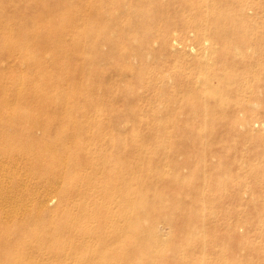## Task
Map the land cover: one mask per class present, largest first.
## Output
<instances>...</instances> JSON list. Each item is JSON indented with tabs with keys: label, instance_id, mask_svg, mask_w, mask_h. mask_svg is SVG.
<instances>
[{
	"label": "rangeland",
	"instance_id": "obj_1",
	"mask_svg": "<svg viewBox=\"0 0 264 264\" xmlns=\"http://www.w3.org/2000/svg\"><path fill=\"white\" fill-rule=\"evenodd\" d=\"M63 1L74 8L78 7L77 9H80L81 12L72 18L73 25L66 27L63 31L66 33L65 36L60 38L58 34L61 32V27L58 25H54V28L48 27L47 21H45L46 15L42 16L43 13L40 12L41 9H38V6L41 4L49 6L48 10H53V13L48 14V19H52V15L56 16L55 18L58 17V22H61V19H67V11L66 13L62 11L59 15L55 11L58 9V4ZM101 1L0 0V99H8V95L2 96V92H5L6 89L8 91L15 90L12 85L7 83L10 77L16 76L18 82L21 81L19 84L21 88H17L18 92V90H23L25 87H31L29 84L32 82L33 86L39 80L38 72L42 70H49L63 81L61 86L55 90V92H59V95L69 94L71 96V91H74L73 87L78 84L81 92L79 105L77 104L79 120L86 126L91 127L87 132V138L98 143L102 150V152L92 150V153H95L94 155H99L98 159L104 165L97 171L100 176L104 170L120 161L119 156L116 155L118 147L113 142V138L116 136L117 139H121L127 145L126 152L121 157L126 161L129 172L118 184V195L114 198H117V200L114 204L112 202L114 210L122 209L123 205L121 203L123 202L121 200L127 195L128 186L137 192H141V197L139 194L134 199L137 202L145 199L142 202L145 207L151 204L150 209H140V212H138V209L133 205L129 209H133L134 213L138 212L140 217L142 216L141 223L143 227L146 226L145 229L149 233L151 229H154L153 231L158 229L156 232L159 234H153V236H147L146 233L140 234L141 238L136 237L133 240L135 243L138 241L139 244L134 246L136 250L129 251L124 244L127 236L123 237L122 240L119 239L117 243H112V241H106L109 237L102 239L93 235L78 239L76 230L62 231L59 234L60 229L57 228L60 227V224L68 221L67 212L71 210L72 202L76 201V198L80 199L79 202L88 203L85 205L91 208H94L95 205L88 197L70 194L69 192L74 190L68 189L69 185L65 183L66 180L63 177L52 180L44 172L35 171L32 168L34 165L32 157L20 152L19 149L15 150L14 144H9L7 146L9 151L0 154V174H2L0 177L4 175L2 183H0L2 187V189L0 187V193L8 192L9 197H15L14 202L10 201L14 205L9 202L12 207L15 205H17L15 207H20V204H23V200L20 198L25 199L23 202L27 203L26 208L29 207L30 212L29 215L20 216V219L7 222V225L15 227L31 219L35 229L31 230L30 235L35 231L45 236V233L50 231L55 236L59 234L61 238L57 241H47L45 247L44 245L35 244L32 247L35 250H30L33 253H30V256L24 255V260H29L28 262H31V264H81L75 258H72V253H81L79 255L84 257L95 255L96 258H99V256L104 255L110 264H199V262L201 264H257L258 262V264H264V128L246 125V121H244L246 118L250 119L251 117L264 120V12L257 15L258 18L255 15H248V21H242L245 27H249H246L248 30L251 29L249 22H255L254 24L258 29L252 30L251 33L258 34L260 32L261 37L258 36V38L257 36L250 38V35L247 40V35L245 36L246 42L249 45L253 43V47L257 48V53L255 52L254 55L256 60L252 61L251 65L250 62L239 61V63H234L235 67H231L232 65L230 66L229 63L227 66L220 63L218 59L219 52L216 53L217 58L215 54L213 56L211 53L209 54L211 51L207 49L209 45L205 43V39H209V36H212L213 39L217 29L216 24H213L215 14L212 11L210 12V8L206 9L209 1L197 0L199 4L196 8L197 1L195 0H193L194 3L190 0H185V2L184 0H167L168 3L165 2L166 0H161L164 2L162 7L165 14L163 17L159 14V17L155 19L152 17L155 16L152 15L154 10L151 6L148 7L146 0ZM247 1L249 3L256 1L260 7L264 6V0ZM97 2L100 3L101 8L103 7V10L99 12H96L93 7ZM182 3H185L184 6ZM186 3L189 7L186 6ZM144 4L147 5V8H145L147 13L144 12V9H139ZM200 4L202 5L201 9ZM164 5H166V8ZM114 7L116 9L115 15L107 18V14L112 9L115 12ZM181 8L184 9L181 10ZM235 10L230 9V16L238 14V10L233 12ZM178 13L180 16H178ZM41 16V21H35ZM14 18L22 24L21 31L19 30V23L14 24ZM4 20H12V23H9V21L6 23ZM85 20L86 22H84ZM258 20L262 23H258ZM210 27L215 29H213L214 34ZM217 38L215 36V43L211 42L213 41L211 38V41H207L210 46L211 43L217 46L219 51V49L222 50L224 42L223 44L220 43L222 41ZM56 45L58 46L57 50H55ZM193 46L194 50L192 49ZM52 61H57V64ZM237 64L239 65L237 66ZM243 65H245V68ZM229 66L232 70L228 68ZM211 70H213L212 73H210ZM225 71L228 72L225 73ZM219 72L221 77L217 78L216 73ZM225 75L228 76L225 77ZM206 77H210L208 83L204 82ZM221 78H227L228 82L226 80L222 82ZM228 78H231V80ZM221 82L225 83V86L220 84ZM238 83L239 85H237ZM209 84L213 86L210 87ZM241 85L247 89L252 86L256 93L255 100L250 102L251 104L247 107L245 106L247 100L239 91ZM62 87L64 88L62 89ZM210 88L212 89L210 90ZM204 89L205 92L210 93L207 100L210 107L207 108L206 115H204V106L200 100H195L201 95L200 91ZM212 90L215 91L212 92ZM183 95L184 97H182ZM211 95L214 97H211ZM216 95L217 97H215ZM218 95H220L219 99ZM7 102L5 110H9L14 115L22 108L30 109V104L24 105L25 102L13 94L10 95ZM219 102L223 106L218 104ZM75 107L76 104L73 106L71 104L62 105L60 107L63 111L60 113L61 116L65 111H70L72 108L75 110ZM230 109L235 114L228 115ZM191 113L193 114L191 115ZM198 121L203 125L201 126ZM205 121L206 123H202ZM44 125L42 123L40 125L39 137L44 138L47 134L46 137L49 135L53 142H57L59 120L57 119L53 123L50 131L46 132L42 128ZM193 130L194 133L192 134ZM201 135L204 136L202 139ZM136 139L137 144L133 143V140ZM196 139L197 144L194 142ZM200 139L204 145L200 142ZM243 146L245 147L243 148ZM56 149L60 148L56 147ZM61 154L62 152L59 150V153L53 156L60 158ZM69 158L72 159V156ZM4 161L9 162L7 171L2 169L1 163ZM139 161L140 163H138ZM56 168L60 169L61 167L57 165ZM81 170L82 174L86 175L88 172L87 174L90 176H93L95 172H90L91 170L87 166H83ZM79 178L81 179L80 176H77L76 179ZM83 183L80 185L81 189L89 191L92 188V184L86 185V182ZM221 194H223L222 197ZM178 195L180 196L178 197ZM50 196L53 198L52 201L48 202ZM16 198L21 201L18 202ZM163 201L169 202L165 204ZM38 205L42 206L39 207ZM75 213L79 216L82 215L81 212ZM4 214V212H0V227L5 222ZM162 215L163 217L160 218ZM175 215L179 217L176 218ZM158 217L159 220H165L159 221ZM152 221H156L160 229L156 222L151 223ZM172 221L176 224H172ZM86 223H88V220H82L77 224V230H79L80 225H86ZM170 226L171 228L177 227L173 231ZM104 230L107 231L108 235L109 229ZM135 230L132 229L133 232ZM168 232L170 233L168 234ZM109 233L111 234V232ZM163 236L165 237L163 238ZM156 238H162L163 240ZM253 242L254 244H251ZM60 243L61 245L62 243L67 245V255L71 253V257L65 256L66 253L59 257L51 256L49 247L60 245ZM184 244L187 246L185 247ZM193 247L196 249L193 250ZM40 248H44L43 252L45 250H48V252L42 255L39 252L42 251ZM154 259L155 261H153Z\"/></svg>",
	"mask_w": 264,
	"mask_h": 264
},
{
	"label": "bare ground",
	"instance_id": "obj_2",
	"mask_svg": "<svg viewBox=\"0 0 264 264\" xmlns=\"http://www.w3.org/2000/svg\"><path fill=\"white\" fill-rule=\"evenodd\" d=\"M99 1V0H98ZM148 2V7L151 6V8L154 10V14L155 16H152L154 19L156 17L162 16L165 14V11L162 7V5L164 4V2H162L161 0H146ZM164 1V0H163ZM173 1V0H172ZM171 1V2H172ZM181 1V0H180ZM183 1V0H182ZM191 2L193 0H190ZM197 1V0H195ZM199 1V0H198ZM197 1L196 3V8L198 7L197 5L199 4V2ZM200 1H204V0H200ZM209 1V4L207 3V8H210V12L212 11L215 15V18L213 20V24H216L217 29H216V38L218 37L220 39V43L223 44L224 42V46H222V50L219 49L218 51V47L214 46L213 43H211L212 45L210 46V44H208L207 40L212 39V36H209L210 38L205 39L207 43V45H209L207 49H209V54L211 53L212 56L213 54H215V56L218 58L219 56V60L220 63H222L223 65H229L231 67H235L234 63H239V61L241 62H250L253 63L252 61L256 60V58L254 57V55L257 53V48L253 47L254 44L251 43L250 45L248 44V42H246V39L248 40V37H255L258 36L261 37V35L258 33H251L252 30L255 31V29H258V27L256 28V24H254L255 22H249L251 29L248 30L247 28L249 27H245L244 23L242 21H248V15H259L261 12H264V6L260 7L256 1H251V3H249L247 0H207ZM206 1V2H207ZM96 2V1H94ZM100 2H102L100 0ZM166 3L167 0L165 1ZM185 2V0H184ZM205 2V1H204ZM173 3V2H172ZM181 3V2H180ZM194 3V1H193ZM103 4V3H102ZM171 4V3H170ZM183 6L185 3H182ZM203 4V3H201ZM200 4V9L202 8V5ZM147 5H142V8L139 9H144L145 13L147 8ZM168 5V4H167ZM191 5V4H190ZM193 5V4H192ZM84 6V5H83ZM92 6V5H91ZM166 5H164L165 7ZM171 6V5H169ZM182 6V7H183ZM187 6V3H186ZM205 6V5H204ZM49 6H45L44 4H41L38 6V9H41V13H43L42 16L46 15V19L45 21H47V26L48 27H52L54 28V25H58L61 27V32L59 35V37L63 38L65 36L66 33H64V29L68 26H72L73 25V20L72 18L74 16H77L80 14L81 10L74 8L72 6H70L69 4H67L65 1L61 2L60 4H58V9L55 11V13L57 15H59L60 12L64 11V13H66L67 11V19H61V22H58V17L55 18L56 16H52V19H48V14H52L53 10H48ZM94 9L96 10V12H99L101 10H103V7L101 8L100 3H96L94 6ZM168 7V6H167ZM189 7V6H187ZM63 8V10L60 11V9ZM150 8V7H149ZM148 8V9H149ZM166 8V7H165ZM186 8V7H185ZM191 8V7H190ZM89 9V8H88ZM87 9V10H88ZM93 9V8H91ZM115 9V7H114ZM184 8H181V10H183ZM189 9V8H188ZM230 9H236L238 10V14H235L236 16L232 15L230 16L231 12ZM85 10V9H84ZM83 10V11H84ZM176 10V9H175ZM180 10V11H181ZM186 10V9H185ZM233 11V12H236ZM91 11V10H90ZM89 11V12H90ZM118 11V10H117ZM209 11V10H208ZM186 12V11H185ZM203 12V11H202ZM201 12V13H202ZM38 13V12H37ZM40 13V14H41ZM84 13V12H83ZM88 13V12H87ZM116 13V9L115 12L112 9L108 14H107V18L108 17H113ZM176 13V12H175ZM180 13V12H179ZM178 13V16H180ZM160 14V15H159ZM181 14V13H180ZM234 14V13H233ZM83 15V14H82ZM88 15V14H87ZM159 15V16H158ZM211 15V14H210ZM42 16L40 18H38V20L35 21H41L42 20ZM81 16V15H80ZM167 16V15H166ZM206 16V15H205ZM263 16V15H261ZM15 17V15H14ZM38 17V15H37ZM94 17V16H93ZM150 17V16H149ZM168 17V16H167ZM183 17V16H182ZM55 18V19H54ZM87 18V17H86ZM170 18V17H169ZM186 18V17H185ZM204 18V17H203ZM258 18V16H257ZM263 18V17H262ZM200 19V17H199ZM207 19V17H206ZM211 19V18H210ZM57 20V21H56ZM88 20V19H87ZM159 20V19H158ZM184 20V17H183ZM201 20V19H200ZM253 20V18L251 19V21ZM9 20L5 21L6 23H8ZM14 24H16L18 22V20L16 21V18L13 19ZM33 21V22H35ZM79 21V19H78ZM77 21V22H78ZM82 21H83V17H82ZM188 21V20H187ZM205 21V19H204ZM250 21V19H249ZM256 21V20H255ZM86 22V20L84 21ZM166 22V20H165ZM189 22V21H188ZM210 22V21H209ZM261 22V21H260ZM258 20V23H260ZM9 23H12V20L9 21ZM19 23V30L21 31L22 29H20L22 27V24L20 22ZM39 23V22H38ZM43 23V22H42ZM157 23V20H156ZM168 23V21H167ZM166 23V24H167ZM185 23V22H184ZM187 23V22H186ZM185 23V24H186ZM208 23V21H207ZM262 23V22H261ZM184 24V25H185ZM188 24V23H187ZM206 24V22H205ZM168 25V24H167ZM208 25V24H207ZM210 25V24H209ZM258 25V24H257ZM261 25V24H259ZM213 26V25H212ZM38 27V26H37ZM154 28V27H153ZM159 28V27H158ZM213 33V29L212 27H210ZM209 28V29H210ZM216 28V27H215ZM260 28V27H259ZM263 28V27H262ZM26 29V28H25ZM153 30V29H152ZM157 30V28H156ZM155 30V31H156ZM164 30V29H163ZM210 30V31H211ZM215 30V29H214ZM39 31V30H38ZM258 31V30H257ZM262 32V30H261ZM154 33V32H153ZM167 33V32H166ZM211 33V32H210ZM211 33V35H213ZM165 34V32H164ZM262 34V33H261ZM167 35V34H166ZM247 35V36H246ZM7 36V35H6ZM169 36V34H168ZM214 36V38H215ZM246 36V39H245ZM263 37V36H262ZM172 38V37H171ZM176 38V37H175ZM214 38L212 39L214 42ZM217 38V39H218ZM165 39V38H164ZM218 39V40H219ZM261 39V38H260ZM173 40V39H172ZM171 40V41H172ZM216 40V39H215ZM251 40V39H250ZM249 40V42H250ZM257 40V39H256ZM263 40V39H261ZM167 41V39H166ZM170 41V39H169ZM175 41V40H174ZM178 41V40H176ZM209 41V42H210ZM253 41V40H252ZM219 42V41H218ZM216 42V43H218ZM262 42V41H261ZM16 43V42H15ZM173 43V42H172ZM177 44V42H175ZM182 43V42H181ZM204 43V42H203ZM215 43V42H214ZM256 43V42H255ZM171 44V43H170ZM174 44V43H173ZM259 44V43H258ZM218 45V44H217ZM11 46V45H10ZM174 46V45H173ZM178 46V45H177ZM179 47V46H178ZM55 50L58 49V46H55ZM189 48V47H188ZM194 48V46L192 47V49ZM191 49V48H190ZM259 49V48H258ZM194 50V49H193ZM221 51V52H220ZM217 52L218 56H217ZM256 52V53H255ZM132 54V53H131ZM142 54V53H141ZM140 54V55H141ZM215 57V58H216ZM130 58V57H129ZM211 60V57H210ZM216 61V60H215ZM53 63L57 64V61H52ZM41 63V62H40ZM215 63V62H214ZM211 64V63H210ZM218 64V63H217ZM215 64V65H217ZM220 65V64H219ZM239 64H237L238 66ZM247 65V64H245ZM243 65V67L245 66ZM78 66V65H77ZM96 67V65H94ZM212 66V65H211ZM223 66V67H226ZM228 67L230 70H232L231 67ZM236 66V67H237ZM64 67V66H63ZM216 67V66H214ZM242 67V68H243ZM227 68V67H226ZM225 68V69H226ZM245 68V67H244ZM84 69V68H83ZM215 69V68H214ZM218 69V67H217ZM216 69V70H217ZM221 69V68H220ZM224 69V70H225ZM250 69V67H249ZM95 70V69H94ZM222 70V71H224ZM227 70V69H226ZM252 70V69H251ZM38 71V70H37ZM76 71V70H75ZM209 71V70H208ZM215 71V70H214ZM219 71V70H217ZM237 71V70H236ZM213 70H211L210 73H212ZM228 71H225V73ZM233 72V71H232ZM235 72V71H234ZM243 72V71H242ZM250 72V70H249ZM38 79L37 82L34 83V85L32 86V83L29 84L31 87H25V89L23 90H18L17 92V88H21V86L19 85L20 82H18L17 77L16 76H12L8 79V85H12L15 90H10L8 91L7 89L5 90V92H2V96L4 95H8V99L3 98L0 99V154L4 153V152H8L9 150H7V146L9 144H14L15 145V150L19 149L20 152L24 153L27 156H31L34 162V165L32 166V168L35 171H42L44 172V174L49 175L52 180L53 179H59L61 177H63L64 180H66V184L69 185L68 189L69 190H74L73 192H69L70 194H74L80 197H88L91 199V201L93 202L92 204L95 205L94 208L85 205L88 203H82L79 202L78 200L80 199H75L76 201L72 202L73 204L71 205L72 208L71 210H68V214L66 216H68V221L65 222L64 224H60V227H58L57 229H60L59 234L62 233V231H77V238L79 239H84L86 236H96L99 238H107L106 239L107 242L112 241V243H117L120 240L123 239V237L127 236L126 240H124V244L127 247L128 251L129 250H136L135 249V245H137L138 241L135 243L133 242V240L136 239V237H140V234H148L147 236H153V234L157 235L159 234L158 232H156L158 229H156V231H153L152 229L149 231H147V229H145V227H143L142 223H141V218L140 214L138 212H140V209L143 210H147L150 209V205H148L147 207H145L144 203L142 202V199L140 202H137L134 198L136 195L140 194L141 197V192H137L131 188H129V186L127 187V195L124 196V199L121 200V205L122 209L120 208L119 210L115 211L113 204L116 203V199H114L115 197H117L118 195V184L121 183L122 179L127 175V173L129 172V167L126 163L125 160L122 159L121 155L123 153L126 152L127 149V145L121 140V139H117L116 136L113 138V142L117 145L118 147V151L116 153L118 159L120 158L119 162H115V164L110 167L107 168L106 170L103 171V174L100 176V174H98V170H100L102 168V166H104L99 158V155H94L95 153H92V150H97V152H102L101 147L98 145V143L94 142V140L92 141L91 139L87 138V132H89L90 128L89 126H86L84 123H82L79 120V114H78V103H79V97L81 95V92L78 88V84L75 85L73 87L74 91H71V96L69 94L62 96L59 95V92H55V90H57L58 87L61 86L62 84V80L60 78H58V76H56L55 74H52L49 70H42L40 72H38ZM74 73V71H73ZM88 73V72H86ZM215 73V72H214ZM244 73V72H243ZM218 75L217 78H219V76L221 77L220 72L216 73ZM233 74V73H232ZM231 74V75H232ZM90 75V74H89ZM212 76V74H210ZM230 75V76H231ZM236 75V73H235ZM78 76V75H77ZM84 76V75H83ZM228 75H225V77H227ZM238 76V75H237ZM250 76V75H249ZM92 77V76H91ZM156 77V76H155ZM224 77V76H222ZM232 77V76H231ZM240 77V76H239ZM238 77V78H239ZM243 77V76H241ZM4 78V77H3ZM212 78V77H211ZM249 78V77H248ZM75 79V78H74ZM85 79V78H84ZM222 79V78H221ZM227 79V78H226ZM225 78L222 79L224 82V80H226ZM231 80V78H228ZM41 80V81H40ZM78 80V79H76ZM239 80V79H238ZM7 81V79H6ZM74 81V80H73ZM210 81V77H206V79L204 80L205 83H208ZM220 81V79H219ZM227 81V80H226ZM251 81V80H250ZM81 82V81H80ZM153 82V81H152ZM158 82V80H157ZM220 83L223 84L225 86V83ZM228 82V81H227ZM226 82V83H227ZM236 82V80H235ZM154 83V82H153ZM231 83V82H230ZM240 83V82H239ZM239 83L237 85H239ZM196 84V83H195ZM99 85V84H98ZM143 85V84H142ZM212 84H209V86L211 87ZM229 85V83H228ZM233 85V83H232ZM256 85V84H255ZM140 86V85H139ZM213 86V85H212ZM220 86V85H219ZM222 86V85H221ZM244 86V84H243ZM242 85L239 87V90L241 95H243V97L247 100L245 103V106H249V104H251L250 102H252L253 100H255V91L254 89H252V86L249 87V89H247L246 87H243ZM66 87V86H65ZM228 87V86H227ZM235 87V86H234ZM248 87V86H247ZM64 87H62L63 89ZM136 88V87H135ZM134 88V89H135ZM202 89L204 87H201ZM214 88V87H213ZM222 88V87H221ZM232 88V87H231ZM230 88V89H231ZM9 89V88H8ZM72 89V88H71ZM99 89V88H98ZM101 89V88H100ZM133 89V88H132ZM133 89V90H134ZM212 88H210L211 90ZM224 89V88H223ZM227 90V88H225ZM229 89V90H230ZM256 89V88H255ZM221 90V89H220ZM228 90V91H229ZM260 90V89H259ZM24 91V92H22ZM209 91V90H208ZM215 90H212V92ZM217 91V90H216ZM219 91V90H218ZM223 91V90H221ZM232 91V90H231ZM100 92V91H99ZM136 92V91H135ZM201 95H199L195 100L197 101L200 100L201 104L204 106V115H206L207 113V108L210 107V105L208 104V95H210V93L207 91L205 92V89L200 91ZM63 93V92H62ZM178 93V92H177ZM220 94V92H218ZM13 94L15 96H17L19 99H22L24 103V105L26 104H30V109L27 108H22L21 111H17V113L14 115L12 112H10L9 110H5L6 108V104L8 103L7 101H9V97L10 95ZM140 94V93H139ZM200 94V93H199ZM215 94V92H214ZM217 94V93H216ZM260 94V93H259ZM213 95V94H212ZM211 97H214L212 96ZM222 95V94H221ZM228 95V94H227ZM226 95V96H227ZM234 95V94H233ZM102 96V95H101ZM139 96V95H138ZM194 96V94H193ZM218 95V99H219ZM184 97V95L182 96ZM210 97V96H209ZM210 97V98H211ZM217 97V95L215 96ZM222 97V96H221ZM220 97V98H221ZM230 97V96H229ZM91 98V97H90ZM180 98V96H179ZM188 98V97H187ZM224 99V97H223ZM239 99V98H237ZM88 100V98H87ZM169 100V99H168ZM190 100V98H189ZM194 100V101H195ZM217 100V98H216ZM242 100V99H241ZM222 101V100H221ZM228 101V100H227ZM244 101V99H243ZM261 101V100H260ZM15 102V101H14ZM36 102V103H35ZM88 102V101H87ZM241 102V101H240ZM13 103V102H12ZM254 103L257 104V102L254 101ZM261 103V102H260ZM37 104V106H35ZM64 104H71V106L76 104V109L70 110V111H65L63 114V116H61V112L62 109L60 108L62 105ZM78 104V105H77ZM188 104V103H187ZM186 104V105H187ZM196 104V103H195ZM215 104H217L215 102ZM218 104H221V102H219ZM233 104V103H232ZM236 104V103H235ZM89 105V104H88ZM192 105V104H191ZM220 105V106H221ZM11 106V103H10ZM32 106V107H31ZM35 106V107H34ZM223 106V105H222ZM254 106V105H253ZM257 106V105H256ZM255 106V107H256ZM188 107V106H187ZM215 107V106H214ZM219 107V105H218ZM230 107V106H229ZM252 107V105H251ZM198 108H200L198 106ZM203 108V107H202ZM220 108V107H219ZM222 109V108H221ZM225 109V108H224ZM231 110V109H230ZM189 111V110H188ZM200 111V110H199ZM239 111V110H238ZM192 112V111H191ZM202 112V113H203ZM88 113V112H87ZM189 114V112H187ZM241 113V112H240ZM239 113V115H241ZM121 114V113H120ZM128 114V113H127ZM152 114V113H151ZM193 113H191L192 115ZM197 114V113H196ZM199 114V113H198ZM229 114H235L234 111H229ZM97 115V114H96ZM195 115V114H194ZM214 115V114H213ZM81 116V114H80ZM107 116V115H106ZM225 116V115H224ZM253 116V115H251ZM108 117V116H107ZM168 117V116H167ZM191 117V116H189ZM195 117V116H193ZM237 117V115H236ZM235 117V118H236ZM93 118V117H92ZM200 118V117H199ZM59 120V128L57 129L58 132V144L56 145L57 142H53L49 135L48 137L47 134L45 135V137H39L38 131L39 128L41 127V123L45 124L42 128H44V130L47 132L48 130H52L51 126L53 125V123L56 120ZM193 119V118H192ZM205 119V118H204ZM203 119V121H204ZM222 119V118H221ZM112 120V119H111ZM120 121V119H119ZM186 121V120H185ZM193 121V120H192ZM246 125H251L252 127H261L264 128V120L261 118H254L251 117L246 118ZM124 122V121H123ZM128 122V121H127ZM195 122V121H194ZM199 122V121H198ZM209 122V121H208ZM126 123V122H125ZM167 123V122H166ZM187 123V122H186ZM202 123H206L202 122ZM194 124V123H193ZM192 124V125H193ZM199 124L201 125V123L199 122ZM240 124V122H239ZM139 125V124H138ZM153 125V124H152ZM191 125V123H190ZM203 125V124H202ZM201 125V126H202ZM205 125V124H204ZM244 125V124H243ZM110 126V125H109ZM167 126V125H166ZM196 126V125H194ZM236 126V125H235ZM189 127V126H188ZM200 127V126H199ZM50 128V129H49ZM186 128V126L184 127V129ZM194 128V127H193ZM235 128V127H234ZM201 129V127H200ZM199 129V130H200ZM206 129V128H205ZM211 129V128H210ZM257 129V128H256ZM168 130V128H167ZM198 130V131H199ZM230 130H232L230 128ZM100 131V130H99ZM254 132V130H252ZM203 132V130H202ZM205 132V131H204ZM155 133V132H154ZM194 133V130L192 132V134ZM144 134V133H143ZM142 134V135H143ZM184 135V133H183ZM182 135V136H183ZM189 135V134H188ZM198 135V134H197ZM205 135V134H204ZM43 136V135H42ZM138 137V136H137ZM147 137V136H146ZM169 137V136H168ZM204 137V136H203ZM201 135V139L203 138ZM208 137V136H207ZM229 137V136H228ZM197 138V137H196ZM200 139V142H201ZM205 139V138H204ZM209 139V138H208ZM146 141V140H145ZM195 144L198 143L197 139L194 140ZM133 143L137 144V139L133 140ZM202 143V142H201ZM205 143V142H204ZM203 144V143H202ZM208 144V143H207ZM228 144V143H227ZM147 145V144H146ZM204 145V144H203ZM142 146V144H141ZM157 146V145H156ZM56 147H59L60 149H56ZM145 147V146H144ZM207 147V146H206ZM245 146H243L244 148ZM251 147V146H250ZM148 148V147H147ZM160 148V147H159ZM144 149V148H143ZM203 149V147H202ZM205 149V148H204ZM223 149V147H222ZM57 150V151H56ZM59 150L62 152L61 157H56L53 156L56 153H59ZM155 150V149H154ZM243 150V149H242ZM148 151V150H147ZM18 152V151H17ZM214 152V151H213ZM250 152V151H249ZM211 153V152H210ZM21 155V154H20ZM72 156V159H70L69 157ZM211 155V154H209ZM149 156V155H148ZM146 158V157H145ZM204 158V157H203ZM132 159V158H131ZM130 159V160H131ZM173 159V158H172ZM253 159V158H252ZM68 160V161H66ZM135 160V159H134ZM150 160V159H149ZM151 161V160H150ZM11 162V161H10ZM134 162V161H133ZM137 162V161H136ZM170 162V161H169ZM174 162V161H173ZM204 162V160H203ZM9 163V162H8ZM7 161L2 162V169L3 171H7V166H8ZM130 163V162H129ZM140 163V161L138 162ZM158 163V162H156ZM257 163V162H256ZM149 164V163H148ZM167 164V163H166ZM170 164V163H169ZM204 164V163H203ZM15 165V164H14ZM13 165V166H14ZM60 165V169H57L56 166ZM221 165V164H220ZM255 165V164H254ZM83 166H87L89 168V170H91L90 172H94L93 176H90L86 173V175L82 174V170L81 168ZM151 166V165H150ZM197 166V165H196ZM20 167V166H19ZM156 167V165H155ZM229 167V166H228ZM239 167V166H238ZM136 168V167H135ZM158 168V167H157ZM1 169V167H0ZM144 169V168H143ZM170 169V168H169ZM85 170V169H84ZM150 170V169H149ZM159 170V169H157ZM168 170V169H167ZM9 171V170H8ZM132 171V170H131ZM138 171V170H137ZM152 171V170H151ZM179 171V170H178ZM177 171V172H178ZM205 171V170H204ZM79 172V173H78ZM143 172V171H142ZM224 172V171H223ZM6 173V172H5ZM150 173V171H149ZM154 173V172H153ZM230 173V172H229ZM66 174V175H65ZM138 174V173H137ZM2 175V174H0ZM84 175V176H82ZM135 175V173H134ZM172 175V174H171ZM179 175V174H178ZM73 176V177H72ZM77 176H80L81 179H76ZM138 176V175H137ZM143 176V175H142ZM174 176H176L174 174ZM205 176V175H204ZM244 176V175H243ZM4 177V175L2 177H0V183H2L1 181L3 180L2 178ZM72 177V178H71ZM75 177V178H74ZM134 177V176H133ZM140 177V176H139ZM158 177V176H157ZM164 177V176H163ZM177 177V176H176ZM175 177V178H176ZM186 177V176H185ZM239 177V176H238ZM141 178V177H140ZM156 178V177H155ZM174 178V179H175ZM183 178V176H182ZM181 178V179H182ZM7 179V178H6ZM44 180V178H42ZM76 179V180H75ZM202 179V178H201ZM240 179V178H239ZM8 180V179H7ZM161 180V178H160ZM21 181V178H20ZM56 181V180H55ZM54 181V182H55ZM78 181H82V182H78ZM126 181V180H125ZM52 182V181H51ZM86 182V185L88 184H92V188L89 189V191L83 190L81 189V184ZM135 182V181H134ZM159 182V181H158ZM157 182V183H158ZM9 183V182H8ZM40 183V182H39ZM43 183V182H42ZM41 183V184H42ZM58 183V182H55ZM60 183V182H59ZM83 183V184H84ZM26 184V183H25ZM221 184V183H220ZM238 184V183H237ZM2 185V184H1ZM5 185V184H4ZM9 185V184H8ZM139 186V185H138ZM202 186V185H201ZM245 186V185H244ZM248 186V185H247ZM1 187V186H0ZM25 187V186H23ZM48 187V186H47ZM53 187V186H52ZM90 187V186H89ZM204 187V185H203ZM202 187V188H203ZM242 187V186H241ZM16 188V187H15ZM189 188V187H188ZM2 189V187H1ZM6 189V188H5ZM21 189V188H20ZM53 189V188H52ZM56 189V188H55ZM92 189V190H91ZM179 189V188H178ZM186 189V188H185ZM16 190V189H15ZM48 190V189H47ZM63 190V189H62ZM91 190V191H90ZM189 190V189H188ZM204 190V188H203ZM207 190V189H206ZM9 191V190H8ZM21 191V190H19ZM1 192V190H0ZM49 192V191H48ZM52 192V191H51ZM54 192V191H53ZM67 192V191H66ZM187 192V191H186ZM184 192V193H186ZM202 193V192H201ZM27 194V193H26ZM122 194V193H121ZM189 194V193H188ZM186 194V195H188ZM24 195V194H23ZM35 195V194H34ZM143 195V192H142ZM185 195V196H186ZM203 195V194H202ZM217 195V194H216ZM223 194H221L222 197ZM13 196V195H12ZM26 196V195H25ZM24 196V197H25ZM180 195H178L179 197ZM220 196V195H219ZM41 197V196H39ZM203 197V196H202ZM30 198V197H29ZM28 198V199H29ZM53 198V197H52ZM52 198L50 196V199L48 200V202L52 201ZM55 198H56V194H55ZM54 198V199H55ZM72 198V197H71ZM163 198V197H162ZM189 198V196H188ZM15 199V197H9L8 192L5 193H0V212H4V220L5 222L3 224H5L3 226L0 227V264H31V262H28L27 260H24V255L26 256H30V250H35L32 247H34L35 244L37 245H44L47 241L49 240H61V238L59 237V234L56 236L49 232L45 233V236L40 234V233H35L33 232L31 235L29 234L31 232V230H34L35 227L32 225V220L29 219L27 222H20L21 224L15 226V227H11L7 225V222H11L17 219H20V216H25L27 215L30 211H29V207L26 208L27 203L23 202L25 199L20 198L23 204H20V207H15L17 205H15L14 207H12L10 205V201H13ZM16 200L19 202L21 200ZM27 199V200H28ZM67 199V198H66ZM158 199V197H157ZM179 199V198H178ZM15 200V201H16ZM26 200V201H27ZM30 200V199H29ZM28 200V201H29ZM203 200V199H202ZM201 200V201H202ZM243 200V199H242ZM16 201V202H17ZM27 201V202H28ZM54 201V200H53ZM85 201V200H84ZM257 201V200H256ZM10 202V203H9ZM14 202V201H13ZM13 202L11 204H13ZM15 202V203H16ZM40 202V201H38ZM113 202V204H112ZM157 202V201H156ZM165 202V201H163ZM169 202V201H167ZM165 202V204L167 203ZM173 202V201H172ZM204 202V201H203ZM211 202V201H210ZM214 202V201H213ZM37 203V202H36ZM52 203V202H51ZM243 203V202H242ZM17 204V203H16ZM19 204V203H18ZM42 204V202H41ZM70 204V203H69ZM161 204V203H160ZM164 204V203H163ZM175 204V203H174ZM205 204V203H204ZM203 204V205H204ZM210 204V203H209ZM240 204V203H239ZM14 205V204H13ZM67 205V204H66ZM135 206L136 209H138L137 213H134L131 208L129 209L130 206ZM154 205V204H153ZM189 205V204H188ZM208 205V204H207ZM233 205V204H232ZM25 206V207H24ZM28 206V205H27ZM39 207H41L40 205H38ZM152 206V205H151ZM173 206V205H171ZM205 206V205H204ZM203 206V207H204ZM213 206V205H212ZM61 207V206H60ZM176 207V206H175ZM36 208V207H35ZM155 208V207H154ZM153 208V210H155ZM164 208V207H163ZM40 209V208H39ZM160 209V208H159ZM183 209V208H182ZM203 209V208H202ZM244 209V208H243ZM242 209V210H243ZM41 210V209H40ZM38 210V211H40ZM157 210V209H156ZM164 210V209H163ZM167 210V209H166ZM200 210V209H199ZM204 210V209H203ZM230 210V209H229ZM135 211V210H134ZM173 211L175 212V210L173 209ZM241 211V210H240ZM75 212H81V216L77 215ZM183 212V211H182ZM229 212V211H228ZM260 212V211H259ZM42 213V212H41ZM155 213V212H154ZM158 213V212H157ZM156 213V214H157ZM166 213V212H165ZM169 213V211H168ZM171 213V212H170ZM190 213V212H189ZM193 213V212H192ZM262 213V212H261ZM33 214V213H31ZM37 214V213H36ZM172 214V213H171ZM170 214V215H171ZM181 214V212H180ZM259 214V213H258ZM29 215V214H28ZM161 215V214H160ZM159 215V216H160ZM168 215V214H166ZM165 215V216H166ZM169 215V217H170ZM204 215V214H203ZM213 215V214H212ZM247 215V214H245ZM153 216V215H152ZM176 216V215H175ZM174 216V217H175ZM178 216V215H177ZM176 216V218H177ZM181 216V215H180ZM189 216V215H188ZM32 217V216H31ZM163 215L160 217L162 218ZM173 217V219H174ZM179 217V216H178ZM204 217V216H203ZM202 217V220H203ZM239 217V216H238ZM153 218V217H152ZM158 217V220L160 219ZM166 218V217H165ZM248 218V217H247ZM36 219V218H34ZM157 219V218H156ZM153 219V220H156ZM168 219V218H167ZM166 219V220H167ZM181 219V218H180ZM62 220V219H61ZM82 220H88V223H86V225H80L79 230H77V224H79L80 222H82ZM147 220V219H146ZM161 220H165V219H161ZM159 220V221H161ZM170 221V219H168ZM167 220V221H168ZM178 220V219H177ZM189 220V219H188ZM35 221V220H34ZM158 221V222H159ZM168 221V223H169ZM176 221V220H175ZM26 222V223H25ZM32 222V223H31ZM97 222V223H96ZM156 222V221H155ZM155 222H151V223H155ZM177 222V221H176ZM260 222V221H259ZM17 223V221H16ZM42 223V222H41ZM97 225V227H95V225ZM167 223V224H168ZM179 223V222H178ZM186 223V222H185ZM184 223V224H185ZM188 223V222H187ZM196 223V222H195ZM230 223V222H229ZM35 224V222H34ZM157 224V222H156ZM171 224V222L169 223ZM172 224H176L173 223ZM203 224V221H202ZM151 225V224H150ZM155 225V224H154ZM153 225V226H154ZM158 228H159V224ZM178 225V224H177ZM227 225V224H226ZM184 226V225H183ZM203 226V225H202ZM221 226V225H219ZM248 226V225H247ZM7 227V229H5ZM157 227V226H156ZM173 227V226H172ZM177 227V226H176ZM174 227V228H176ZM189 227V226H188ZM185 227V228H188ZM193 227V226H192ZM191 227V228H192ZM195 227V226H194ZM226 227V226H225ZM229 227V226H228ZM231 227V226H230ZM123 228V229H120ZM127 228V229H126ZM154 228V227H153ZM171 228V226H170ZM174 228H171L174 231ZM203 228V227H202ZM241 228V227H240ZM104 229H109V232H111V234L108 232L107 235V231ZM132 229H136L134 232L132 231ZM150 229V228H149ZM160 229V228H159ZM170 229V230H171ZM239 229V228H238ZM111 230V231H110ZM128 230V231H126ZM176 230V229H175ZM191 230V229H190ZM196 231L198 229H195ZM200 230V228H199ZM202 230V229H201ZM48 231V230H47ZM55 231V230H54ZM126 231V232H125ZM153 231V232H151ZM206 231V230H203ZM162 232V230H161ZM207 232V231H206ZM205 232V233H206ZM247 232V231H246ZM170 232H168L169 234ZM233 233V232H232ZM163 234V233H161ZM174 234V233H173ZM192 234V233H191ZM190 234V235H191ZM231 234V233H230ZM68 235V233H67ZM167 235V233H166ZM189 235V236H190ZM193 235V234H192ZM201 235H203L201 233ZM159 236V235H158ZM162 236V235H161ZM170 236V235H169ZM174 236V235H173ZM176 236V235H175ZM165 236H163L164 238ZM167 237V236H166ZM172 237V236H171ZM191 237V236H190ZM16 238V239H15ZM141 238V237H140ZM150 238V237H149ZM148 238V239H149ZM177 238H179L177 236ZM189 238V237H188ZM154 239V238H153ZM156 239H162V238H156ZM169 239V238H168ZM200 239H202L200 237ZM207 239V238H206ZM248 239V238H246ZM151 240V239H150ZM157 240V241H158ZM163 240V239H162ZM170 240V239H169ZM194 240V239H193ZM205 240V239H204ZM156 241V242H157ZM179 241V240H178ZM187 241V240H186ZM185 241V242H186ZM203 241V240H202ZM260 241V240H259ZM182 242V241H181ZM190 242V241H189ZM201 242V241H200ZM244 242V241H243ZM252 242V241H251ZM147 243V242H146ZM154 243V242H152ZM158 243V242H157ZM161 243V242H160ZM177 243V242H176ZM183 243V242H182ZM194 243V241H193ZM205 243V242H204ZM258 243V241H257ZM88 244V243H87ZM95 244V243H94ZM187 244V243H186ZM189 244V243H188ZM215 244V243H214ZM217 244V243H216ZM251 244H254L251 243ZM261 244V243H260ZM139 245V244H138ZM176 245V244H175ZM181 245V244H180ZM205 245V244H204ZM212 245V244H211ZM222 245V244H221ZM228 245V244H227ZM258 245V244H257ZM157 246V245H155ZM182 246V245H181ZM184 246L186 247L187 245L184 244ZM183 246V248H184ZM195 246V245H193ZM216 246V245H215ZM67 245L63 244L60 245H52L51 247H49V252L51 253V256H55V257H59V256H63L65 253V256H67L68 258L71 257V253L69 255H67ZM87 247V246H86ZM141 247V246H140ZM151 247V246H150ZM153 247V245H152ZM159 247V246H158ZM196 247V246H195ZM204 247V246H203ZM224 247V246H223ZM146 248V247H145ZM162 248V246H161ZM182 248V250H183ZM189 248V246H188ZM194 248V247H193ZM198 248V247H196ZM196 248H194L193 250H195ZM239 248V247H238ZM90 249V248H89ZM109 249V248H108ZM160 249V248H159ZM180 249V248H179ZM207 249V248H206ZM39 251L42 255H45V252H48V250L44 251V248H40ZM155 250V249H154ZM139 251V250H138ZM151 251V249H150ZM167 251V248H166ZM165 251V252H166ZM189 251V250H188ZM203 251V250H202ZM143 252V251H142ZM148 252V251H147ZM160 254L161 251L159 250ZM164 252V250H163ZM195 252V251H193ZM204 252V251H203ZM183 253H185V251H183ZM191 253V252H190ZM81 253H72L73 257L75 258V260L78 263L81 264H110V262H108V260L106 259V257L104 255L99 256V258H96L95 255L93 257H84L83 255H79ZM155 254V253H153ZM158 255V252H157ZM238 255V254H237ZM25 256V258H27ZM148 256V255H147ZM152 256V254H151ZM189 256V255H188ZM224 256V255H223ZM222 256V257H223ZM168 257V256H167ZM198 257V256H197ZM202 257V256H201ZM200 257V258H201ZM207 257V256H206ZM148 258V257H147ZM225 258V257H224ZM39 259V258H38ZM198 259V258H197ZM202 259V258H201ZM222 259V258H221ZM220 259V260H221ZM206 260V259H205ZM227 260V259H226ZM39 261V260H38ZM155 261V259L153 260ZM159 261V260H158ZM184 261V260H183ZM225 261V260H224ZM33 262V261H32ZM219 262V261H218ZM232 262V261H231ZM189 263V262H188ZM259 263V262H258ZM257 263V264H258ZM164 264V263H163ZM197 264V263H196ZM199 264H201L199 262ZM205 264V263H204ZM220 264V263H219ZM227 264V263H226ZM239 264V263H238ZM249 264V263H248Z\"/></svg>",
	"mask_w": 264,
	"mask_h": 264
}]
</instances>
